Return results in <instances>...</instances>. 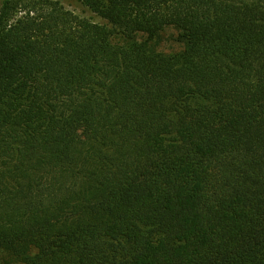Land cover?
<instances>
[{
	"label": "trees",
	"instance_id": "obj_1",
	"mask_svg": "<svg viewBox=\"0 0 264 264\" xmlns=\"http://www.w3.org/2000/svg\"><path fill=\"white\" fill-rule=\"evenodd\" d=\"M78 1L0 6V264H264V0Z\"/></svg>",
	"mask_w": 264,
	"mask_h": 264
},
{
	"label": "rangeland",
	"instance_id": "obj_2",
	"mask_svg": "<svg viewBox=\"0 0 264 264\" xmlns=\"http://www.w3.org/2000/svg\"><path fill=\"white\" fill-rule=\"evenodd\" d=\"M3 0H0V6ZM60 3L66 10L71 11L77 16L88 18L92 22L101 23L102 21L98 19L95 15L90 13L85 7H83L78 0H53ZM176 37V32L172 29H167L162 35V43L159 47V51L163 53H173L180 50V45H178L174 40Z\"/></svg>",
	"mask_w": 264,
	"mask_h": 264
}]
</instances>
